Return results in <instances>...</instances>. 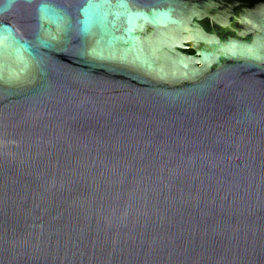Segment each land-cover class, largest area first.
I'll return each mask as SVG.
<instances>
[{
  "label": "water",
  "instance_id": "1",
  "mask_svg": "<svg viewBox=\"0 0 264 264\" xmlns=\"http://www.w3.org/2000/svg\"><path fill=\"white\" fill-rule=\"evenodd\" d=\"M0 264H264V0H0Z\"/></svg>",
  "mask_w": 264,
  "mask_h": 264
},
{
  "label": "trees",
  "instance_id": "2",
  "mask_svg": "<svg viewBox=\"0 0 264 264\" xmlns=\"http://www.w3.org/2000/svg\"><path fill=\"white\" fill-rule=\"evenodd\" d=\"M193 51V50H192Z\"/></svg>",
  "mask_w": 264,
  "mask_h": 264
}]
</instances>
